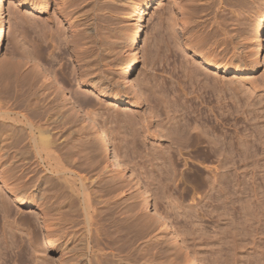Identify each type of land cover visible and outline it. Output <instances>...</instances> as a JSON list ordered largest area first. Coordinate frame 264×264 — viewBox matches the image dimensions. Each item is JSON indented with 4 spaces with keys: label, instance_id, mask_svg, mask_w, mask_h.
<instances>
[{
    "label": "bare ground",
    "instance_id": "6f19581e",
    "mask_svg": "<svg viewBox=\"0 0 264 264\" xmlns=\"http://www.w3.org/2000/svg\"><path fill=\"white\" fill-rule=\"evenodd\" d=\"M54 1L57 0H27L26 6L29 10L42 13V12H46L51 2ZM223 1L206 0L205 7L204 5L202 6L204 7V10L206 9L211 10L215 6V4L216 6L217 5L219 6L222 4ZM128 7L129 8L126 14L128 20L130 21L129 31L131 37L129 46L132 47L133 55L125 59L126 61L124 65H127V67L123 69V71L121 72L120 75L121 84L119 82L115 83L113 82V80L111 81L110 80L111 76L108 78V76H106L103 72L105 70L102 69L101 66L102 62L105 63L106 65H111L113 62H116L115 60H112L106 56L109 53L108 52L109 49L106 48L107 46L105 47V45L102 46L100 44L101 46L98 45V47H96V45H91L93 48H95L94 49L95 52L94 54L92 53L93 55L91 56L94 57L93 59L90 60V58L88 57L89 55L88 56L86 55L87 56L86 57L85 55L82 54L83 51L82 47L75 42L77 39L76 40L73 39L74 42H71L73 43L72 51L75 53V54L73 53L75 58V65H73L74 67H72L70 71L69 69H67L68 73L66 76L67 77L66 83H63L62 81L59 80V78H57L56 75L57 73H54V71H52L45 65L43 64L41 65L39 63L41 57L38 51L33 53L32 64L33 66L36 67L43 66L44 69H42L41 67V71L43 70V72L40 71L36 73L34 72L35 74L33 75L30 73L31 75L29 76L20 77V74L16 70V66H14L13 64L12 65H9L8 63L6 64L4 63V65L0 64V97H1L0 100H2V98L5 100V103H0V152L1 150H3L4 147L11 144L15 148L14 149L15 151L13 152L14 153L13 157L17 160L15 162H20L17 165L14 163V165H16L15 167H17L16 169H18L17 173L14 174L13 176L11 173L10 176L8 175L7 177H2L1 182L7 189L6 192L8 193V195L12 197L13 201H15L18 205L17 207L18 209L16 208L17 213L15 212L16 214H19V216H21V214H23L22 208L24 207L25 209L27 208L33 211L36 209H40V211L38 210L39 212H37L35 216L37 219L39 218V220L41 221L40 223L42 224L41 228L43 226L42 229L46 233L45 235L43 233L44 239L43 237L42 239L40 238L41 240H43L41 242H43V244L45 242L46 246L50 247L51 251L58 252L59 255L58 260L61 261L60 264H62V258L65 257L66 255L68 256V254H70L69 259L73 261V264L74 263L75 264H168V262L167 263L162 261L157 262V255L160 252L161 253L163 252L161 251L160 248H155L154 246L150 245L153 241H156V239L159 238V237L157 238L159 234L158 235L155 234L157 235L155 236L154 228L153 230H151L150 227L152 225L151 223L153 222L154 226L156 225L155 228L157 231H163L165 233L170 234V236L174 241H176L179 238L178 232H176V229L174 228L173 230L171 226L166 222L167 217L163 215V213L157 207L155 201H157L158 198L160 199V197H162V199L164 200L165 199L167 200V198L171 196V193H169L168 197L166 198L165 196L166 193L163 192L164 188L166 190V188H168L170 184L171 187L177 188V181L183 180V178L178 179L177 176L175 175L176 174L175 170L178 169L176 168L177 167L176 164H178V162L175 163L174 161L175 160L178 161L179 158H181V156L183 155V153H188L191 155V157L198 158L197 160H200L199 163L201 165L205 164L204 165L205 169H208L207 173L209 176L206 175L204 177L203 175L204 177L203 179L205 180V184L207 183L206 184L207 187L209 186L208 187L210 189L209 191L212 190L211 193L215 192L213 195L216 194L215 199L213 198V201L223 204L221 205L222 208L224 207L223 211L225 212V215L224 214L223 215L224 217L226 216V218H229L227 220V222L229 221L228 226L227 224H224V226L229 227L226 229L224 227L225 231L226 230L228 231L227 233H225L227 235L224 239H226L225 240L227 241L226 243H228V246L233 250L234 252L233 256H234L236 255L235 251L238 250V247L240 246V243L238 242V239L240 241V238L238 237H241L239 235V231H241L242 234L244 233L245 235H247V237L245 238H250L251 235L250 240L252 241L254 240L256 241L257 240L255 239L256 235L262 232L261 231L258 233L256 231V227L254 229L253 228L251 229V227H253L254 225L253 221L256 218L258 219L260 217L259 212L260 213L262 211L264 212V207L262 208L263 210L260 208L262 204H260V207H258L259 205L257 206V204L259 203H255V201L257 202L259 201L256 194L257 192L256 189L258 190V188L260 187L257 188L256 185H253L254 183L252 184V182H251L252 186L250 184L247 186L246 184L249 182H245L246 183L245 184L243 182L244 180L236 181V179H229V177L231 173L234 171L233 169H231L233 166L231 165L230 167V164L234 165L231 156L233 152H235L234 150L238 151L239 157H242L241 158L242 161L247 162L248 159L247 155L249 153L256 155L255 142L258 141V137H259L257 135L260 134L261 137V135L264 134L263 129L260 130L259 126L257 127V123L259 121L261 122L263 121L260 120L258 115L262 111L261 109L263 108L262 99H260V97L264 96V95L260 96L262 94H259L258 92L262 90L263 86L261 85L262 86L261 87L259 86V83L250 82V81L249 82L241 81V83L239 84H236V82H234L233 84L228 81L227 82L222 81L223 78L221 76L219 77L218 75L215 77L213 76L212 80L210 78L207 80L206 79L207 75L205 76L204 74L205 79H203L204 80L203 81L200 80L201 78H199L201 75L198 73L200 75L198 77L196 75L197 71L195 72V70L193 69L192 74L190 75L198 77L199 81H201V83L199 82L201 86V87L199 86L200 90H198L197 92L199 93L200 91V94H197L198 97L196 95L195 99L197 100V98L199 97H202L203 99L199 98V100L200 99L202 100L200 101L201 103L198 104L203 103L207 105V103H209L211 100L210 97L212 96L213 97L215 96V101L217 100L215 104L217 103L218 106L214 108L218 109V111H216V113L218 112V115L216 116L215 119H213L215 122H217V124L214 123V125L216 126L211 124L212 120L211 121L209 120V117L212 116L211 115L212 113L210 114V112L211 111L213 112L212 110L213 108H210L209 105V106H205L206 108L205 109L204 105L198 107L196 106L195 103H192L193 105L191 104V102L186 101L187 102L186 103L184 101L185 100L184 96L187 95V93L184 94L183 96V92H182L181 96H183L182 98L184 100L180 96V98L182 99L181 102L176 99L170 100L169 99L170 96L168 95L169 93L167 94L165 92H162V90L160 89L159 90L156 89L157 88L156 85L154 84L152 85L150 84V81H146L143 82L142 86L145 89L148 87L147 91L150 93H147L148 95H145L144 94L145 89L142 86H140L138 82L134 81L133 74L137 70L136 45L137 43H140L145 37L146 15L149 12L150 5L149 2L143 5H140L136 2H131L128 5ZM212 11L215 12L214 9ZM193 18L191 17V19ZM215 18L216 17H214V19ZM192 22L195 24V28L198 27L199 29H201L203 22H201L199 19L198 21H196L195 19V21ZM183 24L185 23L183 22ZM216 24L217 26L216 25L214 26H216L217 30L220 31L221 34L224 36V31H225L224 24L219 22H216ZM9 31L10 29L8 28L6 22V0H0V58L3 56L2 43L6 37V34ZM227 34L229 35L228 32L226 33V35ZM250 36H251L252 50H253V54L251 56L253 57L254 61L260 64L262 62V55L264 50L263 49L264 48L263 47L264 8L258 21L252 25ZM229 37H231V35H229ZM235 38L237 39L238 36ZM174 41L176 40L174 39ZM222 41L224 43V40ZM197 45L199 44L197 43ZM196 50H198V48ZM201 51L202 50H200V52ZM209 52H207L208 54L203 52V54L204 53L205 54L202 56L204 57L209 67H212L213 69H216L218 71H223L224 74L233 71H236L237 73H242L246 71L245 62L238 59L234 61H224V56L218 57L217 54L215 53L213 54L211 52L210 54ZM66 72L67 71H65V73ZM40 74L42 81L41 84L37 86L36 84L40 79ZM192 78L198 80V78L195 77ZM72 79H74L75 81L78 79L83 80L82 83L83 85H87L92 91H96L98 93L104 94L106 97L110 98L111 101L113 102V103H109L112 104L110 105L111 107L117 106L116 104H121L126 107L130 106L132 108L139 107L140 105L146 106L147 111L145 110V112L136 111L137 113L133 114L134 113L133 111H129V113H127L126 110L128 109H125V111L123 110L124 112L123 111L119 112V114L123 112L121 113V115L116 116L115 113L114 116H116L115 121L121 124L122 127H124L123 130L126 129L125 131L127 132L128 135L126 136L128 137L126 141L128 143L126 144L124 143V144L125 146L128 145L126 149L129 150L131 154L142 155L137 147L138 143L141 142L143 145V143L147 141L148 137L151 139L150 145L147 147V153L145 152L144 153H145V157L148 158L147 163L149 162L150 164L149 166H152L151 168L152 173L149 171L150 174L148 176H145L146 178L145 181H147L148 184L149 183L148 180H150V183L148 185L153 184L152 185L153 188L155 186L156 193L154 192L155 193V195L153 194L154 197H152V193H151V190L152 192L154 190L153 189L150 190V188H148V186H146L145 183L141 182L140 177L136 178V176H134L132 178L134 185L136 186L135 192L131 191L132 189L126 187L124 184L119 183L120 181H122L120 179H122V177H125V175L131 171L129 169L130 164L125 162L126 160L129 159L128 157L131 154L128 156V153L126 152L127 150L122 152L120 151L119 147H115V145H113L109 137L108 130L103 125L104 122L106 121L104 120V122H102L103 124H98L99 121L96 120V116H95L96 114L94 115L93 110L90 111L89 110L90 108L88 109L87 107L88 104H90L89 103L90 100L88 99L86 92L84 91L82 92V90H80L79 88L72 87L69 84V82H72ZM248 79H252V78H248ZM32 80L35 81L34 82L35 84H33ZM121 86L124 88H120ZM24 87H26V89H23ZM142 88L144 92L142 91ZM206 88H210V92H208L209 90L207 89L208 90L207 91ZM128 93L130 95L132 94L131 95L132 98L133 99L135 98L136 101H131V99L127 100L126 97H128L129 95L125 96V98L123 99L121 98L122 96L127 95ZM189 94H188V98H189ZM179 95H176V98L179 99ZM206 96H208V99L204 100ZM58 98L61 101L60 104L59 102H57ZM227 98L228 100L230 99L232 101V105L234 106L229 107L228 105L222 104V102L223 101L225 102ZM202 107L204 109H202ZM251 113H254L255 115L254 114L251 115ZM235 114L236 115L244 114V116H246L245 118L247 119V121L248 120L251 121L250 122L251 124L254 121L253 123L254 125H252L254 127V128L252 127L253 130L251 131L244 130L247 132L242 131L240 132L241 134H239V132H237L236 134L233 133L236 135L233 136L237 138L236 144H234L235 141L231 139V136L229 134H226V131H224V126L226 124L230 126L233 125L234 126L233 128L237 131L239 125L237 121L238 118L236 117L231 118V116H234ZM163 115L166 117V119L163 118ZM213 115L216 114L213 112ZM249 115H251L250 116L251 120L249 119ZM261 116L264 117V113H262ZM85 124H88V126H85ZM119 124L118 126L120 129L121 127ZM68 125L70 126L68 127ZM78 125L80 129H78L77 127ZM58 126H60L61 130L65 126H67V128L66 127L64 128L65 131H63V134H66L67 137L69 138L71 137V133L73 134L75 132V134L77 135L81 129L88 127L89 130H87L88 132L87 131L86 132L88 133V135L90 133V135H92L91 138H93V141L91 139L83 138V140H85L84 143L86 145L83 149L84 150L88 149V150L84 151L81 149H77L78 146H80L81 144L77 146H73L71 148H67L66 143L68 139L66 135L65 137L67 140L64 139L66 145H62V143L64 144V142L61 141L62 139L61 131H60L61 133L59 132L61 134L60 136L61 139L58 140H60L62 143L57 144L58 150L55 151L52 150V145L57 143L58 141L53 142L51 136L54 134V130H56ZM152 127L154 129L153 130L151 129L152 130L151 131L150 128ZM76 130L78 131L76 132ZM51 131H53V133ZM57 133L58 132L55 133V136H58L56 135ZM226 135L230 136L229 138L230 140L226 139L227 138ZM9 138L12 139V143L9 142V140H11ZM248 138L249 139L252 138V139L249 140ZM260 141H262L261 138H259L258 142ZM92 147H94L96 150H94ZM89 148L90 149L92 148L93 150L92 149L90 150ZM31 158H34L35 162H37L38 164L44 167L45 174L43 176L40 177L37 176L38 172H35V168L32 167L33 163H31L30 161ZM144 158H142V160ZM197 160L196 162H198ZM128 161L130 162V160ZM182 161L183 160H181V162ZM184 161H186V159ZM212 162H216V164L213 165V167L208 166L209 163ZM100 163H103V166L101 165L100 167ZM186 163H184L185 167H186ZM127 164H129V166ZM39 168L41 169V167ZM230 169L232 170V172H230ZM93 170H95V172ZM153 170L155 171L153 172ZM38 171L42 172L43 170H38ZM83 171L86 173V175L81 174V172L83 173ZM40 173L38 175H40ZM90 173L93 175H91ZM114 173L115 175L121 177L119 178L120 180L119 182L116 180ZM139 174L140 173H138V176H140ZM197 174L199 175V173ZM87 175L90 176L87 177ZM132 175L133 173L130 172L129 177H132ZM141 175L144 176L143 173H141ZM196 177L194 178L196 179ZM194 178L192 179L193 181H195ZM86 179L90 181L91 185L94 184L98 189V192L94 191L95 195L93 196L102 194L101 196L102 199H104L103 197L106 198V196H108L107 199L103 200V202L102 200L100 201L104 203V206L101 204L103 206L102 208L105 207L104 211L102 212L100 211L101 212L99 213L100 215L99 214L97 215V213L95 215V212L98 209L97 208L95 209L94 208L95 206L92 203L94 197L92 196V194L90 195L89 193L90 190L88 191L87 190L88 188L83 185ZM185 179L186 178H184V180ZM52 180L55 181V183H57L55 185L56 187L52 184L54 183ZM9 181L10 182L14 181L12 186H11L12 183H10ZM50 183L51 185H53V188L52 186L49 185ZM92 191L90 192L92 193ZM95 192L99 194H96ZM207 194L210 195L209 193ZM235 194H239L240 197H236L237 195ZM243 195L244 196L246 195L247 199L244 198L243 200L242 198ZM4 196L6 195L5 194L2 195V198L0 200L1 201L0 204L2 206L1 210H3L1 213L4 212V214H8L9 212L11 213L10 201H8L9 198H7V196L6 197ZM156 196H158V198ZM172 196H171L172 199L168 198L167 201H170L171 202V203L169 202L170 204L178 203V202L172 203V201L174 200L177 201L176 200L177 198L173 199ZM91 197L93 198L91 199ZM46 198L52 199L54 201L51 202L47 199L49 202L48 203L45 202L44 204L42 203L41 205L39 202L42 199L45 200ZM97 198L96 200L100 199ZM123 199H125L127 205L126 204H125L126 206L123 205L122 208L119 206H121V204L123 203L121 202L120 204L119 202L120 200L124 201ZM209 199H211V197ZM192 202L194 201L192 200ZM235 202L236 204L238 203L240 204V213L244 217L243 222L246 223V225L248 224L247 226L251 229L250 231L248 230L247 226L246 228L242 226V222H241L242 220L241 221L239 220V217L241 216L238 215L239 216L238 217L235 214L234 216H237L238 218L233 216L234 209L232 210V208L234 207L227 208V204L229 206V204H234ZM96 203L97 202L95 201L94 204ZM170 204H168L169 206L168 205L167 206L172 208L173 210L175 206H177L174 204L175 206L172 205L171 207ZM178 206H181V203ZM188 207H190V205L187 206V208ZM178 208L182 209V207H178ZM175 210H177V208ZM185 210L179 209L180 212L183 211L180 214L184 216L185 221H189V224L192 225L191 221L187 219L190 216L188 214L192 210H190L189 212ZM263 215L261 214V217H264ZM77 216L78 218L79 216H82V219L80 221L79 220L75 221L74 218ZM97 216H99L100 218ZM191 216L193 217V215ZM6 217L8 218V215L3 216V218ZM21 217L20 220H16V219L15 221L13 220L14 227H12L13 229L9 228L12 230L9 229L7 230L10 231L9 232L10 235L8 234V236H10V238H8L10 242L6 241L7 240L6 237L8 236H5L4 238V236L2 235V238H0V264H10V262L11 264H16V263L19 264V262L22 261V260L18 261L16 256L17 253L15 254L14 251L12 252L13 253L12 256L10 255L12 253L8 254L6 252L9 247L12 248V250L15 249L16 247L18 249L19 245L18 246L16 245L17 240L14 234L15 231H17L18 229L20 230V228H23L22 230H26V228L27 227L29 228L30 226L27 225L29 222V221L27 222V220L29 218L28 219L26 218L27 220H25V219H21ZM96 217L99 218L100 222L99 220H96L97 219ZM7 220L5 221L7 222ZM37 222L39 223V221ZM108 223L111 227L113 226L114 228L113 230L110 229ZM186 223L188 224V222ZM106 224L109 227H106L107 226ZM2 225L4 227L6 226L4 224ZM191 225L190 227L192 228ZM241 226L242 228H245V231H243L244 229L240 228ZM193 227L194 229L192 230H185L186 232L184 233L183 236H185L186 234L187 238L189 236L191 240L198 241V239H200V241L202 240L203 242L207 243L206 239L208 238L206 237L205 233L201 231V228L200 229L196 228L194 225ZM28 228L27 230H30ZM1 233L4 234L2 230ZM26 233H28V231ZM28 234L31 235L30 231ZM28 234L27 236L29 237ZM18 235H21V233ZM33 235H31V237L29 238L27 237L28 238L27 243L25 242V244L29 246V249L31 247V251L33 250V248L36 249L35 252H32L35 255V253L36 254L39 253L36 252L37 250L39 251L40 249H44V247L40 248L42 246L40 244L41 242L38 241L39 239L36 236L32 238ZM18 237L20 238V236ZM8 242L9 245H6V243L8 244ZM157 242L159 241H156V243ZM249 242L251 243V241ZM255 243L253 242L252 245ZM20 244L21 245L23 244V240L20 242ZM25 244L24 246H26ZM183 244L185 245V243ZM157 245L155 246L159 247ZM151 249H154L155 251L153 253H149ZM185 249L188 250L189 247L185 245L184 250ZM254 249L258 250V247ZM261 250L263 251V249ZM28 251L30 252V250ZM42 251L43 250H41V252ZM23 253L25 254V252ZM21 254L22 253H20V255ZM194 255H196L195 252ZM37 256L39 257L40 255L38 254ZM167 257L168 256H166V258ZM199 259L202 260V257H199ZM50 261L51 260H49V262ZM190 261L192 262V264H195V260L193 258H190ZM42 262L43 259L41 263ZM253 262L255 263V261ZM21 263L26 264L24 261H22ZM246 264H251L250 260H248Z\"/></svg>",
    "mask_w": 264,
    "mask_h": 264
},
{
    "label": "rangeland",
    "instance_id": "374dc122",
    "mask_svg": "<svg viewBox=\"0 0 264 264\" xmlns=\"http://www.w3.org/2000/svg\"><path fill=\"white\" fill-rule=\"evenodd\" d=\"M201 1L200 0H150V1L149 0H57V1L51 2L50 6L46 10V12L39 13V12L29 10L27 8V6H26L27 0H6V22H7V25H8V28L10 29V31L6 34V37L2 43L3 56L0 58V64H3V65H4V63L5 64L8 63L9 65L13 64L14 66H16V70L20 74V77L21 76L22 77L29 76L31 74L33 75L39 71L43 72V70L41 71V67H42V69H44L43 66L36 67V66H33V64H32L33 53L38 51V53L41 57L39 63L41 65L42 64L45 65L46 67H48L49 69L54 71V73H57L56 74L57 78H59V80L62 81L63 83H66L67 82L66 76L68 73L67 69H69V71H70L72 69V67H74L73 65H75V58H74L75 53L72 51V44L73 43H71V42H74V40L77 39L75 42L79 46L82 47V50H83L82 54L85 56L89 55L88 57L90 58V60L93 59L94 56L92 57L91 55H93L95 52V50H94L95 48H93L91 45H96V47H98V45L99 46L105 45V47L107 46L106 48L109 49V51H108L109 53L106 56L112 60H115L116 62H113L114 64L112 63L111 65H106L105 63L102 62L101 63L102 69L105 70L103 72L106 76H108V78L111 76L110 77L111 81L113 80V82H115V83L119 82L121 84V77H120L121 72L123 71V69H125L127 67V65H124V63L126 61L125 59H127L128 57H131L133 55L132 47L129 46L131 37H130V31H129L130 21L128 20L127 14H126L128 11V8H129L128 5L131 2H136L140 5H143L147 2H149L150 9H149L148 14L146 15L145 37L140 43H137V45H136V47H137V49H136V55H137L136 67H137V70L133 74L134 81L138 82L140 84V86L143 85V82L150 81V84H152V85L154 84L157 86L156 89H158V90L160 89V90H162V92H165L167 94L169 93L168 95L170 97L168 95L167 96L169 97L170 100L176 99V100L181 102L183 99L182 97L184 96V94L187 93V95L184 96L185 100L183 99L185 102L186 101L191 102V104L195 103L196 106H198V107H201L204 105V108H205V106L210 105V108H213L212 110L216 114V115H213V112L211 111L210 114L212 113L211 115L213 117L212 116H210L211 118L209 117V120L210 121L212 120L211 124L214 125V123L217 124V122H215L213 120L218 115V112L216 113V111H218V109L216 108L217 109L216 110L214 108V107L218 106L217 103L215 104V102L217 100L215 101V96L214 97L212 96V97H210L211 100L209 98L211 103L208 100L209 103H207V105H205L203 103L198 104V103H201L200 101L203 99L202 97H199V98H202L200 100H199V98H197L198 97L197 94H200V91H199V93H197L198 90H200L199 82L201 83V81H199V78H201L200 80H203V79H205L204 77L207 75L206 79L208 80L210 78L212 80L213 76L215 77L218 75L219 77L221 76L223 78L222 81H225V82L228 81V82H231L233 84H234V82H236V84H239V83H241V81H243V82H245V81L249 82L250 81V82L259 83V86L262 85L263 87L261 86L262 90H260L258 93L262 94L260 96L264 95V90H263V88H264V50H263V55H262V62L260 64H258L256 61H254L253 57L251 56L253 54V50H252V41H251V36H250V31L252 29V25L258 21L261 13L263 11L264 0H224V1L222 0L223 2L221 5L216 6V4H215V6L213 7L215 12L212 11L213 9L210 10V9L205 8L206 10H204V7L206 5L205 4L206 0H204V1L201 0ZM202 5H204V7ZM24 12H26V13H24ZM192 15L194 16V18ZM183 17H184V19H183ZM191 17L193 19H191ZM214 17H216V18L214 19ZM195 19H196V21H198V19H199L201 22H203L201 29H199L198 27H196L197 29L195 28V24L192 22V21H195ZM189 20H191V21H189ZM223 21H224V23H223ZM183 22L185 24H183ZM216 22L224 24V30H225L224 36L221 34L220 31L217 30ZM214 25H216V26H214ZM185 28L187 29V31ZM203 28H204V30H203ZM227 32L229 33V35H231V37H229L228 34L226 35ZM230 33H232V34H230ZM214 34H215V36H214ZM237 36H238V38L236 39L235 37H237ZM239 36H240V39H239ZM206 37H207V39H206ZM173 38L176 41H174ZM221 39L224 40V43ZM189 40H190V42H189ZM67 42H69V43H67ZM196 42L199 45H197ZM202 45H203V47H202ZM58 46H61V47H58ZM196 47L198 48V50H196L197 49ZM263 47H264V40H263ZM33 49H34V52H33ZM62 50H63V52H62ZM200 50H202L201 51L202 53L200 52ZM209 51L213 54L214 53L217 54L218 57L224 56V61H234V60L238 59V60L245 62L246 71L242 72V73H237L236 71H233V72L224 74L223 71H218L216 69H213L212 67H209L207 65L204 57H202L205 53L208 54L207 52H209ZM203 52H205V53L203 54ZM107 60H109V59H107ZM103 64L105 65L106 68L104 67ZM193 69L195 70V72L197 71L196 75L198 77L201 75L199 78L196 76L190 75V74H192ZM64 70L67 72L65 73ZM107 71H108V73H107ZM204 74H205V76H204ZM202 75H203V78H202ZM192 77L198 78V80L193 79ZM151 78L153 81L151 80ZM248 78H252V79H248ZM63 80H65V81H63ZM32 81H33V84H35L34 83L35 81L34 80H32ZM41 81H42V79H41V74H40V79L36 85L39 86L41 84ZM203 81H202V83H203ZM82 83H83V80H79V79L76 81L74 79H72V82H69V84L72 87L79 88L80 90H82V92L83 91L86 92L87 97L90 100V102H89L90 104H88L87 107H88V109L90 108L89 109L90 111L93 110L94 115L96 114L95 115L96 120L99 121L98 124H103L102 122H104V120H105L106 122H104L103 125L108 130L109 137H110L113 145H115V147H119L120 151H122V152L126 151L127 150L126 148L128 145L125 146V144L128 143L126 141L128 138L126 136H128V135H127V132L125 131L126 129L123 130L124 127H122L121 124H119L118 122L115 121V117L118 115H121V113H123L125 111V109H128V110H126L127 113H129V111H133L134 112V113L132 112L133 114H136L138 111L145 112L146 106L140 105L139 107L132 108L130 106L126 107V106L121 105V104H116L117 106L111 107L110 105H112V104H109V103H113V102L111 101L110 98L106 97L104 94L98 93L96 91H92L89 88V86L83 85ZM120 88H124V87L121 86ZM143 88H142V91H143ZM23 89H26V87H24ZM147 89H148V87L144 90L145 95H148L147 93H150L147 91ZM163 89H164V91H163ZM206 90L208 92H210V88H206ZM174 92H176V93H174ZM177 92H180V93H177ZM182 92H183V96H181ZM189 92H190V94H189ZM191 93L193 96L191 95ZM188 94H189V98L191 100L188 98ZM131 95L129 93L127 95H124V96L121 95L122 96L121 98L123 99V98H125V96H128V97H126L127 100L131 99V101H136V99L135 98L133 99ZM176 95H179V99L176 98ZM196 95H197V97H196L197 100L195 99ZM180 96L182 99L180 98ZM171 97H172V99H171ZM263 98H264V96L260 97V99H262V107L264 108V105H263L264 99ZM0 99H1V97H0ZM58 99H57V102H59V104H60L61 101H60V99L59 100ZM166 99H168V98H166ZM207 99H208V96H206V98L204 100H207ZM192 100H193V102H192ZM0 101H1L0 103H5V100L3 98ZM230 101L231 100L230 99L228 100V98H227L225 102L224 101L222 102V104L228 105L229 107L234 106V105H232V101L231 102ZM195 104H194V106H195ZM222 107H224V106H222ZM204 108L202 107V109H204ZM263 108L261 109L262 110L260 112L261 114L264 113ZM120 111H123V112H121L119 114ZM260 113L258 114L259 118H260V120H263V121L262 122L259 121L257 123V127L259 126V129L260 130L263 129V131H264V124H263L264 123V117H262ZM114 114L116 116H114ZM253 114L254 113H251V115H253ZM235 115L231 116V118H234V117L238 118L237 121H238L239 125H238L237 131L233 128L234 127L233 125L230 126V125L226 124L224 126V131H226V134H229L231 136V139H233L235 141L234 144H236V141H237V138L235 137L236 136L235 134L237 132H239V134H241L240 132H242L244 130L251 131V130H253L252 125H254L253 124L254 121L252 120L253 122L251 124L250 123L251 121H249V120L247 121V119L245 118L246 116H244V114H241V115L238 114L236 116ZM251 115H249V119L251 118L250 117ZM100 116H101V118H100ZM163 118L166 119V117L164 115H163ZM165 119H164V121H165ZM118 124L122 128V129L120 128L121 130L119 129ZM69 126L70 125H68V127ZM85 126H88V124H85ZM214 126H216V125H214ZM65 127L67 128V126H65ZM77 127H78V129H80L79 125ZM64 128L61 130L60 126H58V128L56 130H54V134H53L54 136L53 135L51 136L52 137L51 139L53 140V142L58 141L57 143L52 145V150H54V151L58 150V148H57L58 143L64 142V144L62 143V145L67 144V148H71L73 146H77V145L81 144L80 146H78L77 149L84 150L83 148L86 145L84 143L85 140H83V138L84 139H91L93 141V138H91L92 135H90V133L88 135V133H87L88 132L87 130H89L88 127L87 128L85 127L84 129L80 130V132L82 134L80 132L77 135L75 134V132L73 134L71 133V137H70L71 139L69 137H67L66 134H63V131H65ZM151 129L153 130L154 128L152 127V128H150V130ZM60 131L62 132V139L60 137L61 136ZM77 131L78 130H76V132ZM122 131H124V132H122ZM247 131H244V132H247ZM51 132L53 133V131H51ZM56 132H58L56 134L58 136H55ZM233 133H235V134H233ZM86 134H87V136H86ZM120 134L122 135V137ZM65 135H66L68 140L66 139ZM233 135H235V136H233ZM226 136H227L226 139L230 140L229 139L230 136H228V135H226ZM257 136H259L258 141H259V138H261L263 142L262 141H260V142L256 141L255 142V150H256L255 154L256 155L249 153L248 154L249 156L247 155V157H248L247 162L242 161L241 160L242 157H239L238 151L234 150L235 152H233V154L231 155L232 160L234 162V165L230 164V167H231V165L233 166L231 169H233L234 171L232 172V170L230 169V172H232V173H231L229 179H236V181H243L244 180L243 181L244 183L249 182L247 184L245 183L247 186L249 184L252 186V184L254 183L253 185H256L257 188L260 187V188H258V190L256 189V191H257L256 194H257L259 201L258 202L255 201V203H259V204H257V206L259 205L258 207H260V204H262L260 207L262 209L264 207V198H263L264 197V153H263L264 152V146H263L264 145V137H263L264 134H262L261 137H260V134ZM58 137H60V138H58ZM148 138H147V141L143 143V145L141 142H140L141 145H140V143H138V145H137V147H138V149L142 155L131 154V152L129 150L126 151L128 153V156L131 154L128 157L129 158L128 160H130V162L126 159H124V160H126L125 161L126 163L130 164L129 169L131 170L130 172L133 173L132 177H129V174H130V172H129L128 174L125 175V177H122V179H120L123 181L122 182L119 180V178H121L120 176L115 175V173H114V176L116 177V180L118 182L120 181L119 183L124 184L126 187L131 188L132 189L131 191H133V192H135L136 186L134 185L132 178L134 176H136V178L140 177L141 182L145 183V185L148 186V188H150V190L151 189L154 190L153 192L151 190L152 197H154L153 194L155 195V193H156L155 186L153 188V186H152L153 184L148 185L150 183V180H148L149 181L148 184H147V181H145V179H146L145 176H148L150 174L149 171L152 173V170H151L152 166H149L150 165L149 162L147 163L148 158L145 157V153H147V147L150 145V140H151L150 138L149 139ZM234 138H236V139H234ZM9 139H11V138H9ZM58 139H61L62 142ZM64 139L67 140V143L65 142ZM251 139H249V140H251ZM9 142L12 143V139L9 140ZM95 142H96V140H95ZM120 143H121V145H120ZM256 143H258L259 145ZM260 144H263V145H260ZM6 147H4L3 150H1V152H0V200L2 198V195H4V194L7 196V198L10 199V200L8 199V201H10L11 213L10 212L8 214H4V212L1 213L3 210H1L2 206L0 204V238H2V235L4 236V238H5V236H8V234L10 235V233H9L10 231H7V230L9 228L14 227L13 222L15 221V219L20 220L21 216L22 217L25 216L23 218L21 217V219L27 220L29 218L27 220V222L28 221L31 222V223L28 222V224H27V225H30L29 228L27 227L30 230H27V228H26V230L28 231V233L30 231L31 235H33V233H34L32 238L36 236L39 239V240L38 239L37 240L41 242V241H43V240H41L42 237L44 239V235L46 233L42 229L43 226L41 228V225H42V224H40L41 221L39 220V218L37 219L35 216V214L37 212H39L40 209H36L33 211V210H30L27 208L25 209V207H24V208H22L24 215L21 214V216H19V214H16L17 213L16 210L18 209L17 208L18 205L15 201H13V198L8 195V193L6 192L7 189L5 188V186L1 182L2 177H7L8 175L10 176L11 173H12V176L14 174H16L18 169H16L17 167H15V166L20 163V162H15L17 160L13 157L14 156L13 152L15 151L14 150L15 148L13 147V145L10 144V145H7ZM79 147H81V148H79ZM94 147H92V148L94 150H96L95 149L96 147L95 148ZM260 148H262V149H260ZM85 150L87 151L88 149H85ZM142 158H144V159L142 160ZM185 159H186V161H184ZM197 159L198 158L191 157V155L188 153H183V155L181 156V158H179L178 161L175 160L174 161L175 163L178 162V164H176V166H177L176 168H178V169H176L177 171L175 170V172H176L175 175L177 176L178 179L183 178V180L177 181V188L171 187V184H170L168 186V188H166V190L168 189L167 192H166L165 188L163 190V192L166 193V195H165L166 198L168 197V194L171 193V196L173 195L172 196L173 199L177 198L176 199L177 201L174 200V201H172V203L178 202L179 204L181 203V206H178L179 205L178 203H176V204L174 203L177 206H175L174 204H170L171 202L167 201V200H168V198L170 199L171 196L168 197L167 200L165 199L166 202L164 199H162V197H160V199H159L158 196H156L158 198V200L156 198V200L158 202L155 201L157 207L160 209V211L163 213V215L167 217L166 222L171 226L172 229L173 228L176 229V232H178V235H179V238L176 241H174L172 239V237L170 236V234L165 233L163 231H157L155 228L156 225L154 226V223L153 222L151 223L152 225H151L150 229L153 230V228H154V235L159 234L158 236L155 235V236H157V238L159 237L158 239H156V241H159V242L156 243V241H153L150 245L154 246L155 248H160L161 251L163 252V253L160 252L157 255V262L158 261H162V262H166V263L168 262V264H192V262L190 261V258H193L195 260V264H244V262L246 264V262L248 260H250L251 264H255L256 262H257L256 264H259V263L263 264V262H264V255H263L264 254V228H263L264 227V217H261V214L262 215L264 214V212L262 211L263 209L261 210L263 213L259 212L260 220H259V218L258 219L256 218L257 220L255 219L256 221L255 220L253 221L254 225H253V227H251V229L252 228L254 229L256 227V231L258 233L262 231L261 233L256 235L255 239H257V240L256 241L250 240L251 235H250V238H245V237H247V235H245L244 233L242 234L241 231H239V235L242 238L238 237V238H240V241L238 239L240 246L238 247V250L235 251L236 255L233 256V254H234L233 250L228 246V243H226L227 242V241H225L226 239H224L227 235L225 233L228 232L227 230L225 231V229L229 228V227H227L228 223H229V221L227 222V220L229 218H226V216L224 217V215H225V212L223 211L224 207L223 208L221 207V205H223V204L218 203L216 201H213V198L215 199L216 194L213 195L215 192L211 193L212 190L209 191L210 190L208 188L209 186L207 187V185H206L207 183L205 184V180L203 179L206 175H208V173H207L208 169H205V167H204L205 164L201 165L199 163L200 160H197ZM181 160H183V161L181 162ZM196 160L198 162H196ZM255 160H257V161H255ZM30 161H31V163H33L32 167L35 168V172H38L37 176H39V177L43 176L45 174L44 173V167L42 165L38 164L37 162H35L34 158H31ZM193 161H195V162H193ZM183 162L184 163L187 162L188 165L186 163V167H185V164ZM14 163L16 165H14ZM133 163L135 166L133 165ZM182 163L184 164V166ZM129 164H127V165L129 166ZM215 164H216V162H212V163H209L208 166L213 167V165H215ZM101 165L103 166V163H100V167H101ZM39 167H41V169ZM140 167H141V169H140ZM234 167L237 170H235ZM38 170H43L42 171L43 173L40 171L42 173L41 174ZM93 171L95 172V170H93ZM93 171H91V172H93ZM154 171L155 170H153V172ZM39 173H40V175H38ZM138 173H140L139 174L140 176H138ZM141 173H143L144 176H142ZM197 173H199V175ZM201 173H202V175H201ZM81 174L86 175V173L84 171H83V173L81 172ZM194 174L196 176L198 175L199 177L198 176L196 177ZM91 175H93V174H91ZM203 175H204V177H203ZM88 176H90V175H87V177ZM194 177H196V179ZM251 177H252V179H251ZM123 178H124V180H123ZM184 178H186V179L184 180ZM193 178L195 179V181L192 180ZM246 178H247V180H246ZM86 180L84 181L85 183L83 185L88 188V189L86 188L88 191L93 190L92 193L89 191L90 195L91 194H92V196L95 195L94 191L98 192V189L96 188V186L94 184L91 185L90 181H88V179H86ZM53 182L54 183H52V182L51 183L55 186L57 183H55V181H53ZM251 182H252V184H251ZM10 183H12L11 184V186H12L14 181L13 182L11 181ZM51 183L49 185L52 186V188H53V185H51ZM44 186H43V188H44ZM92 188H94V189L96 188V189L94 190ZM259 189H261V190H259ZM258 191H259V193H258ZM207 193H209L210 195H212L214 197L208 195ZM96 194H99V193H96ZM235 195H237L236 197H240L239 194H235ZM6 196H4V197H6ZM97 196L100 199H98ZM101 196H102V194L93 196L94 198L91 197V199L93 198V200H92L93 202L92 201L91 202L95 206L94 208L98 209L95 212V215H96V213L98 215L99 213H101L102 211L105 210L104 209L105 207L102 208L104 206V203H102V202H103V200L107 199L108 196H106V198L103 197L104 199H102ZM204 196H205V198H204ZM243 196H242L243 200H244V198L247 199L246 195H245L246 197L245 196L243 197ZM210 197L212 200L209 199ZM96 198L98 200H96ZM163 198H165V197H163ZM47 199L48 198L45 199L46 201L44 199H42L41 200L42 202L40 201L39 203L42 205V203L44 204L45 202L48 203L49 201H51V202L54 201L52 199H48L49 200L48 201ZM94 200L97 202L96 204H94V202H95ZM101 200H102V202H100ZM123 200L124 201L120 200L119 203L121 204V202H122L123 204H121V206H119V207L123 208V205H125L127 203L125 201V199H123ZM192 200L194 202H192ZM168 204H170L171 207H172V205H174L175 206L174 210L172 208L168 207L169 206ZM189 205H190V207L187 208V206H189ZM125 206H124V208H125ZM229 206L227 204V208L234 207V208H232V210L234 209L233 210V216H234V214L237 216L238 215L241 216V217L238 216L239 220L240 221L242 220L241 221L242 226H244L246 228V226L248 224L246 225V223L243 222L244 217L240 213V204L239 203L236 204V202H235L234 204H229ZM178 207H182L183 210L187 209V210H185L187 212L192 210L188 214V215H190L189 216L190 218L189 217L187 218L191 221L192 225L189 224V221H185L184 216L180 214L183 211L180 212L179 209L180 210H182V209L178 208ZM216 207H218V208H216ZM176 208H177V210H175ZM194 208H195L196 212L194 211ZM176 211H177V213H176ZM32 212H34V213H32ZM9 214H11V215H9ZM2 215L3 216L8 215V218L7 217L3 218ZM191 215H193V217ZM1 216H2V218H1ZM9 216H10V218H9ZM237 216H234V217H237ZM97 217H99V216H97ZM191 217H192V219H191ZM75 218H74L75 221H77V220L80 221L82 219V216H79V218L77 216ZM99 218H97L96 220H99ZM2 219H4V220H2ZM36 219H37V221H39V223L36 221ZM5 220H7V222ZM33 221H35V222H33ZM99 222H100V220H99ZM186 222H188L189 225ZM9 223H11V224H9ZM2 224L6 225L8 228L6 226L4 227ZM186 224H187V226H186ZM224 224H227V226H224ZM37 225H38V228H37ZM108 225H109V223H108ZM108 225L106 227L110 226V225L109 226ZM190 225L192 226V228L190 227ZM193 225L196 228H199V229L201 228V231L203 233H205L206 237L208 238V239H206L207 243L203 242L202 240L200 241V239H198V241L197 240H195V241L191 240V238L189 236L187 238L186 234H185L186 238H185V236H183L184 233L186 232L185 230L194 229ZM242 226L240 228H242ZM224 227H225V229H224ZM245 228H242V229H244L243 231H245ZM247 228L249 231L251 230L248 226H247ZM3 229L6 231V233ZM12 229H9V230H12ZM22 229L23 228H20L21 231L18 229L14 233L15 238L17 240L16 245L17 246L19 245L18 249L16 247L15 249L12 250V248L9 247L6 251L8 254H10L14 251L15 254L16 253L18 254V255L16 254L18 261L22 260L26 264H34V263L35 264L36 263L37 264H43V263L44 264H48V263L52 264V262H53V264H60L61 263V261L58 260V257H59L58 252L57 251H51L50 247H47L45 242H44V244H43V242H41L40 244L42 246L41 245H40L41 247L39 246L40 248L44 247V249H40L39 251L37 250L36 252H39V253H37V254L35 253V255H34V253H32V252H35L36 249L33 248V250L31 251V247L29 249V246H27V244H25V242L27 243V239L29 237H31V235L26 233L27 232L26 230H22ZM110 229L113 230L114 229L113 226L112 227L110 226ZM258 229H259V231H258ZM1 230L6 235L2 234ZM155 231H157V232H155ZM20 233H21V235H18ZM43 233H44V235H43ZM27 234L29 235V237L27 236ZM17 235L20 236V238ZM23 235H24V237H23ZM6 238H7L6 241H9L8 238H10V236H8ZM21 239L23 240V244H22L23 246L20 244V242L22 241ZM24 240H26V241H24ZM248 240L251 241V243ZM199 241L202 243H200ZM9 242H8V244L6 243V245H9ZM253 242L254 243L257 242V243L252 245ZM183 243H185V245L187 247H189L188 250L185 249L186 252L184 250L185 245ZM24 244L27 247L24 246ZM205 244H207V245H205ZM155 245H157L159 247H156ZM257 247H258V250L254 249ZM241 248L244 250H242ZM261 249H263V251ZM28 250H30V252L33 255ZM41 250H43V251L41 252ZM154 251H155L154 249H151L149 253H153ZM23 252H25V254ZM194 252L196 255H194ZM20 253H22V254L20 255ZM38 254L40 256H42V257L39 256L40 258L43 259L42 263H41L42 259H40L37 256ZM10 255L12 256L13 253ZM69 255L70 254H68V256L66 255L65 257H63L65 259L62 258V264H73V261H71L69 259V257H70ZM164 255H165V257H164ZM170 255H172V256H170ZM166 256H168L169 258L168 257L166 258ZM36 257L39 258L40 260L37 259ZM199 257H202V260H200ZM45 259H47V260H45ZM49 260H51L52 262L50 261L51 262L50 263ZM253 261H255V263ZM21 262H19V264ZM10 264H11V262H10ZM21 264H23V263H21Z\"/></svg>",
    "mask_w": 264,
    "mask_h": 264
}]
</instances>
